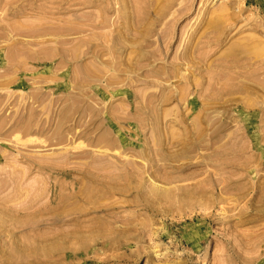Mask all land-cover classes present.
Wrapping results in <instances>:
<instances>
[{"label":"rangeland","instance_id":"374dc122","mask_svg":"<svg viewBox=\"0 0 264 264\" xmlns=\"http://www.w3.org/2000/svg\"><path fill=\"white\" fill-rule=\"evenodd\" d=\"M263 86L264 0H0V264H264Z\"/></svg>","mask_w":264,"mask_h":264},{"label":"bare ground","instance_id":"6f19581e","mask_svg":"<svg viewBox=\"0 0 264 264\" xmlns=\"http://www.w3.org/2000/svg\"><path fill=\"white\" fill-rule=\"evenodd\" d=\"M89 3V2H88ZM13 11V10H12ZM40 14V13H39ZM97 15V14H96ZM111 22V21H110ZM24 25V24H23ZM14 30V29H13ZM62 30V29H61ZM49 31V30H48ZM20 32V31H19ZM22 32V31H21ZM26 32V31H25ZM35 32V31H34ZM39 32H41V31H39ZM33 33V32H32ZM196 33V32H195ZM64 40H65V38H64ZM63 40V41H64ZM66 41V40H65ZM68 41V40H67ZM60 42H61V40H60ZM260 50H262V49H260ZM87 51V50H86ZM198 51V50H197ZM86 53V52H85ZM192 53V52H191ZM254 54V53H253ZM64 55V54H63ZM187 56H188V54H187ZM260 56V55H259ZM258 56V57H259ZM236 57V56H235ZM256 57V56H255ZM19 61V60H18ZM14 62V61H13ZM20 64V63H19ZM177 69V68H176ZM226 69V68H225ZM225 71V70H224ZM219 72V71H218ZM220 73H222V72H220ZM219 76H222V75H220L219 74ZM236 78V77H235ZM254 82L257 84V86L256 85H253V86H255L256 88L258 87V85H259V83H258V81H256V80H254ZM261 84V83H260ZM189 85V84H188ZM231 85V84H230ZM215 86V85H214ZM214 86H212V87H214ZM226 86H228L227 84H226ZM261 86H262V84H261ZM229 87V86H228ZM264 87V86H263ZM185 88V87H184ZM183 88V90L185 91V89ZM189 88V87H188ZM207 88H209V86L207 87ZM187 89V88H186ZM245 89V88H244ZM210 91H211V89H209ZM239 91H242V90H239ZM203 92V91H202ZM237 92V91H236ZM208 93V92H207ZM181 95H183L182 93H181ZM208 95V94H207ZM214 96V95H213ZM187 98V97H186ZM243 99V98H242ZM183 100V99H182ZM208 100V99H207ZM229 100H233L234 102L236 101H241L240 99H235V98H232V99H229ZM250 100V99H249ZM186 100L184 99V102H185ZM203 101V100H202ZM244 101V100H243ZM248 101V100H247ZM243 102L244 103V105H242V107L241 108H243V109H250V110H255L256 112H258V113H262L263 115H264V106L262 105V104H264V103H262V104H260V102H258L259 104H260V106L258 107L256 104L254 105L252 102V100H250L249 102ZM152 102V101H151ZM221 102L223 103V101L221 100ZM235 102V103H236ZM251 102V103H250ZM203 103V102H202ZM242 103V102H241ZM255 103V102H254ZM187 105V104H186ZM237 105H238V108L241 106L240 104H238L237 103ZM240 105V106H239ZM213 106V105H212ZM257 106V107H256ZM204 107V106H203ZM203 110V109H202ZM200 113V112H199ZM208 115V114H207ZM212 115V114H211ZM263 115H261V116H263ZM164 116H166V115H164ZM260 116V118H262ZM31 118V117H30ZM160 119V118H159ZM138 120H139V118H138ZM210 120H212L211 118H210ZM249 120V119H248ZM179 121V120H178ZM258 121V120H257ZM150 122V121H149ZM248 122V121H247ZM223 123H226V120H223ZM192 124V123H191ZM194 125H195V127H197V128H193L194 129V133L197 135V139H200V137L203 135V131L199 128V125L197 124V123H193ZM192 124V126L194 127V125ZM147 125V124H146ZM145 125V126H146ZM156 124H154V126H155ZM138 126V125H137ZM153 126V125H152ZM257 126V125H256ZM223 127V126H222ZM259 127V126H258ZM149 128H152V127H150L149 126ZM159 128V127H158ZM157 128V129H158ZM255 128V127H254ZM257 128V127H256ZM204 129V128H203ZM196 130V131H195ZM151 131V130H150ZM31 132V131H30ZM222 132H223V129L221 128V126H218L217 127V129H215V130H213V133H212V136L214 135H216V137H218V136H220L221 134H222ZM170 133V132H169ZM123 134V133H122ZM15 136H17V138L19 139V136H18V134L17 135H15ZM171 136V135H170ZM16 138V139H17ZM21 139V138H20ZM174 139V138H173ZM255 139V138H254ZM5 140V139H4ZM33 140H34V138H33ZM32 140V141H33ZM175 140V139H174ZM256 140H258V139H255V141ZM15 141H17V140H15ZM22 141V140H21ZM31 140L29 139V142H30ZM36 141H37V139H36ZM25 142V141H24ZM27 142H28V140H27ZM105 142V141H104ZM175 142H172L171 144H174ZM16 144H17V142H16ZM22 144V143H21ZM81 144V143H80ZM183 144V143H182ZM202 145V144H201ZM23 146V145H22ZM134 146V145H133ZM77 147H78V145H77ZM144 147V146H143ZM221 148V147H220ZM76 149V148H75ZM137 150V149H136ZM142 151V150H141ZM144 154V153H143ZM155 154V153H154ZM145 155V154H144ZM105 157V156H104ZM123 157V156H122ZM146 157H147V155H146ZM181 158H182V156H181ZM217 158V157H216ZM216 158H214V159H216ZM177 159H179V157L177 158ZM183 159V158H182ZM219 159H216V161H218ZM159 161H161V160H159ZM163 161V160H162ZM136 163V162H135ZM146 165V164H145ZM125 166V165H124ZM143 166V165H142ZM94 167V166H93ZM95 167H97V166H95ZM165 167V166H164ZM99 168V167H98ZM101 169V168H100ZM106 169V168H105ZM105 169H102V170H105ZM221 169V168H220ZM254 169V168H253ZM222 170V169H221ZM100 171V170H99ZM214 176V175H213ZM216 176V175H215ZM215 176H214V178H215ZM9 177V176H8ZM220 179V178H219ZM10 180V179H9ZM221 182V181H220ZM15 184V183H14ZM210 186V185H209ZM33 187V186H32ZM223 188V187H222ZM110 189V188H109ZM219 189V188H218ZM18 192V191H17ZM14 193V192H13ZM170 193V192H169ZM2 202V201H1ZM5 203V202H4ZM11 203V202H10ZM46 206V205H45ZM18 207V206H17ZM17 207H16V209H17ZM206 209V208H205ZM22 224H24V223H22ZM37 230V229H36Z\"/></svg>","mask_w":264,"mask_h":264}]
</instances>
